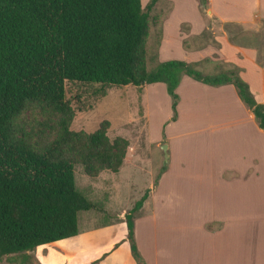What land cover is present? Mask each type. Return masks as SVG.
Wrapping results in <instances>:
<instances>
[{"label":"trees","instance_id":"obj_1","mask_svg":"<svg viewBox=\"0 0 264 264\" xmlns=\"http://www.w3.org/2000/svg\"><path fill=\"white\" fill-rule=\"evenodd\" d=\"M142 0H0V259L77 237L79 213L98 209L76 186L75 163L63 147L80 134L63 121V132L43 153L14 138L13 119L28 103H46L68 114L67 83H79L102 97L111 87L165 84L176 121L184 76L209 84H233L264 130V105L258 103L241 69L201 73L199 63L161 62L137 71L138 52L149 12ZM209 0H201L207 5ZM127 154L125 140L92 134L81 163L89 173L118 172ZM99 166V168H97ZM148 193L125 215L128 240L138 264H146L134 232L136 213Z\"/></svg>","mask_w":264,"mask_h":264},{"label":"crops","instance_id":"obj_2","mask_svg":"<svg viewBox=\"0 0 264 264\" xmlns=\"http://www.w3.org/2000/svg\"><path fill=\"white\" fill-rule=\"evenodd\" d=\"M209 3L212 18L222 23L255 26L264 19V0L252 8ZM204 22L201 17L193 32ZM218 40L219 49L190 52L187 61L218 55L241 69L264 105V51L223 35ZM177 93V120L166 128V169L134 219L141 255L146 264H264V130L233 84L184 76ZM93 264L138 262L125 237Z\"/></svg>","mask_w":264,"mask_h":264},{"label":"rangeland","instance_id":"obj_3","mask_svg":"<svg viewBox=\"0 0 264 264\" xmlns=\"http://www.w3.org/2000/svg\"><path fill=\"white\" fill-rule=\"evenodd\" d=\"M150 1L142 0L145 12ZM215 2L216 6L245 4L252 8L256 0ZM178 4L181 6L177 8ZM209 4L208 1L203 5L201 0H159L149 12L147 31L138 52L137 71H152L169 60L193 63L187 61L190 52L206 47L219 49L220 35L234 44L255 46L264 51V19L255 26L222 23L212 18ZM201 17L204 27L194 33L193 26ZM216 57L219 56L196 62L199 63L197 69L211 77L234 66ZM157 85L111 87L99 98L87 86L67 83L68 114L46 103H28L13 119L14 138L25 140L34 151L43 153L58 140L63 132V121L71 117L70 130L80 134V138L64 146V154L75 163L78 190L98 209L79 213L77 237L5 257L0 259V264H93L128 238L125 214L143 196L150 194L152 185L158 183L168 163V151L163 146L173 115L172 100L165 86ZM96 133H104L111 142L118 137L125 140L127 154L118 172L105 169L89 173L81 163L89 137Z\"/></svg>","mask_w":264,"mask_h":264},{"label":"water","instance_id":"obj_4","mask_svg":"<svg viewBox=\"0 0 264 264\" xmlns=\"http://www.w3.org/2000/svg\"><path fill=\"white\" fill-rule=\"evenodd\" d=\"M163 148L167 151V145H164Z\"/></svg>","mask_w":264,"mask_h":264}]
</instances>
